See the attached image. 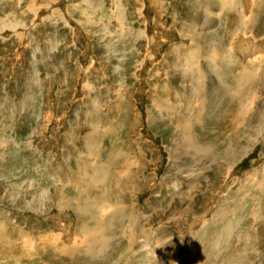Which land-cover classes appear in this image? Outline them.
<instances>
[{"label": "rangeland", "instance_id": "374dc122", "mask_svg": "<svg viewBox=\"0 0 264 264\" xmlns=\"http://www.w3.org/2000/svg\"><path fill=\"white\" fill-rule=\"evenodd\" d=\"M0 264H264V0H0Z\"/></svg>", "mask_w": 264, "mask_h": 264}, {"label": "bare ground", "instance_id": "6f19581e", "mask_svg": "<svg viewBox=\"0 0 264 264\" xmlns=\"http://www.w3.org/2000/svg\"><path fill=\"white\" fill-rule=\"evenodd\" d=\"M153 1H154V0H153ZM156 1H157V0H156ZM251 1H252V0H251ZM158 2H159V1H158ZM155 3H156V2H155ZM156 4H157V3H156ZM156 4H154V5H156ZM253 4H254V3H253ZM246 5L249 6V7H247ZM247 9H250V10H247ZM242 10H247L246 12H248V11L251 12V11H252V7L246 3L245 5L242 6ZM236 14H237V13H236ZM246 14H247V13H246ZM206 15H208V14H206ZM244 15H245V14H244ZM246 16H247V15H246ZM206 18H208V16H207ZM86 23H87V22H86ZM224 26H225V25H224ZM235 34H236V33H235ZM233 40H234V39H233ZM233 40H232V43H233V44H230V45H229V48H230L229 50H231V49L233 50V49H235V47L237 46V44L234 43ZM180 45H182V44H180ZM223 45H224V44H223ZM250 45H251V46H250ZM253 45H254V44H253ZM220 47H221V45H220ZM248 47L252 48V43H251V42L249 43ZM248 47H246V48L248 49ZM177 48H178V47H177ZM237 48H238V47H237ZM174 49H175V48H174ZM215 49H216V48H215ZM253 49H254V48H253ZM178 51H179V50H177V53H178ZM217 51H218V50H217ZM249 55H252V54L250 53ZM217 56H219V55H217ZM217 56H216V57H217ZM221 56H222V54L220 55V58H222ZM253 56H254V55H253ZM188 57H189V56H188ZM224 57H225V56H224ZM224 57H223V58H224ZM226 59H227V56H226ZM226 59H225V60H226ZM223 60H224V59H223ZM228 61H229V60H228ZM224 62H225V61H224ZM226 62H227V61H226ZM226 62H225V63H226ZM228 64L230 65V62H228L227 65H228ZM229 65H228V66H229ZM250 65H253V64L251 63ZM239 68H240V66H239ZM213 69H214V68H213ZM252 69H253V68H252ZM217 70H218V69H217ZM189 72H191V71H189ZM213 72H214V71H213ZM250 74H251V73H250ZM241 75H242V74H241ZM219 76H220V75H219ZM209 80H210V79H209ZM243 82H244V81H243ZM236 83H237V82H236ZM194 84H196V83H194ZM233 84H234V83H233ZM237 84H238V86H237V91H238V89L240 88V86H239L240 82H238ZM224 85H225V84H224ZM224 85H223V86H224ZM241 85H242V84H241ZM193 86H194V85H193ZM225 87H226V86H225ZM226 88H227V87H226ZM230 88H231V87H230ZM233 88H235V86H234ZM245 88H246V87H245ZM192 89H193V88H192ZM199 89H200V87H199ZM239 90H240V89H239ZM246 90H247V89H246ZM202 91H203V90H202ZM199 92H200V91H199ZM233 92H234V91H233ZM226 94H227V93H226ZM237 94H238V93H237ZM194 95H195V94H194ZM196 95H197V94H196ZM224 96H225V95H224ZM235 97H237V96H235ZM237 98H238V97H237ZM244 98H245V97H244ZM230 99H231V98H230ZM228 100H229V99H228ZM236 103H237V101H236ZM243 109H244V108H241V110H243ZM244 112H245V111H244ZM184 113H185V112H184ZM231 125H232V124H231ZM234 125H235V124H234ZM233 142H234V141H233ZM235 145H236V144H235ZM1 233H2V231H1ZM131 234H132V233H131ZM132 235H133V234H132ZM134 236H135V235H134ZM156 244H157V243H156ZM249 244H250V243H249ZM129 245H130V244H129ZM132 245H133V244H132ZM158 247H159V246H158ZM130 249H131V248H130ZM131 250H132V249H131Z\"/></svg>", "mask_w": 264, "mask_h": 264}]
</instances>
